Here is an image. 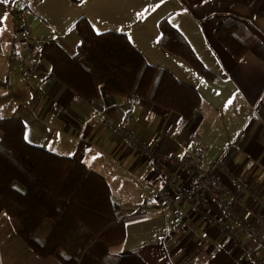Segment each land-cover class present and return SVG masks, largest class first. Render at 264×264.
Here are the masks:
<instances>
[{"label": "crops", "instance_id": "obj_1", "mask_svg": "<svg viewBox=\"0 0 264 264\" xmlns=\"http://www.w3.org/2000/svg\"><path fill=\"white\" fill-rule=\"evenodd\" d=\"M80 17L98 33L124 32L149 64L194 87L201 109L182 123L176 113L143 99L128 101L104 91L92 101L76 99L49 76L38 50L53 37L74 54L79 42L74 24ZM163 17L214 79L202 78L159 44ZM225 18L240 22L236 32L241 38L264 45V0H205L193 7L184 0H0V116L20 118L28 142L82 161L105 177L113 201L126 214L140 212L125 222L117 253H137L147 264H264L261 247L239 224L222 230L195 215L178 218L174 207L162 209L155 197L161 181L153 160L104 122L105 117L124 121L154 151L175 158L203 144L207 154L196 160L207 166L221 159V182L238 200L234 208L264 239V61L257 47L235 60L222 46L214 28ZM23 61L38 71L24 76ZM169 170L167 177L190 183L183 172ZM143 194L138 207L130 205L131 195ZM177 208L187 212L185 205ZM218 222L225 220L220 216ZM0 264L60 263L35 254L0 207Z\"/></svg>", "mask_w": 264, "mask_h": 264}, {"label": "trees", "instance_id": "obj_2", "mask_svg": "<svg viewBox=\"0 0 264 264\" xmlns=\"http://www.w3.org/2000/svg\"><path fill=\"white\" fill-rule=\"evenodd\" d=\"M79 1V0H74ZM193 7L205 0H184ZM233 18L219 21L214 35L235 60L264 45L241 38ZM159 44L184 59L202 78L214 72L198 58L188 41L163 17ZM79 37L74 54L53 37L38 50L49 65V76L70 89L76 99L92 101L102 91L125 100L143 99L176 113L182 123L200 109V93L165 68L149 64L124 32H96L86 17L74 24ZM0 207L17 235L37 255L60 264H147L137 253H115L125 239L126 214L113 201L103 175L71 156L28 142L24 123L0 116Z\"/></svg>", "mask_w": 264, "mask_h": 264}, {"label": "built area", "instance_id": "obj_3", "mask_svg": "<svg viewBox=\"0 0 264 264\" xmlns=\"http://www.w3.org/2000/svg\"><path fill=\"white\" fill-rule=\"evenodd\" d=\"M22 63L26 65L24 76L38 71L36 65L27 64L25 61ZM104 122L111 127L117 137L128 142L140 154L153 160L154 169L160 174L161 181L155 197L162 209L174 207L178 218L186 213L195 215L222 230H228L231 222L239 224L264 252V239L258 227L245 222L240 211L234 208V204L238 201L236 195L221 182V174L225 173L221 159L207 166H202L196 160L197 156L202 157L207 154V148L203 144L199 143L195 151L186 150L180 158H175L172 153L154 151L145 140L127 127L124 121L114 122L105 117ZM171 167L190 177V183L185 184L167 177ZM179 205L187 206V212L177 208ZM220 216L225 220L222 225L218 222ZM257 218L262 222L260 217ZM251 252V249H248L249 255L252 254Z\"/></svg>", "mask_w": 264, "mask_h": 264}, {"label": "rangeland", "instance_id": "obj_4", "mask_svg": "<svg viewBox=\"0 0 264 264\" xmlns=\"http://www.w3.org/2000/svg\"><path fill=\"white\" fill-rule=\"evenodd\" d=\"M17 93V92H16ZM143 197H139V195L137 196V195H131L130 196V198H131V201H130V203H132V204H130L131 206L133 205V207L135 208V207H138L139 205H140V203L139 202H141V200H142V198H144L145 196H144V194L142 195ZM137 197V198H136ZM134 198V200H132ZM140 199V200H139ZM112 251L113 252H115V253H117V252H119V246L118 247H114V248H112Z\"/></svg>", "mask_w": 264, "mask_h": 264}]
</instances>
